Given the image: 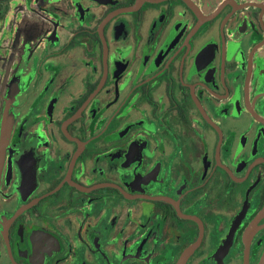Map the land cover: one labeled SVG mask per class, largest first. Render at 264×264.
Masks as SVG:
<instances>
[{
    "label": "flooded vegetation",
    "instance_id": "1",
    "mask_svg": "<svg viewBox=\"0 0 264 264\" xmlns=\"http://www.w3.org/2000/svg\"><path fill=\"white\" fill-rule=\"evenodd\" d=\"M264 0H0V264H259Z\"/></svg>",
    "mask_w": 264,
    "mask_h": 264
},
{
    "label": "water",
    "instance_id": "2",
    "mask_svg": "<svg viewBox=\"0 0 264 264\" xmlns=\"http://www.w3.org/2000/svg\"><path fill=\"white\" fill-rule=\"evenodd\" d=\"M245 264H247V263H245ZM259 264H264V256L262 257V259H261Z\"/></svg>",
    "mask_w": 264,
    "mask_h": 264
}]
</instances>
